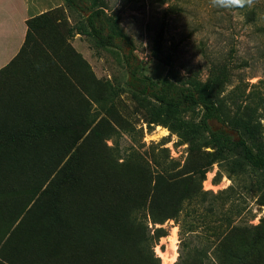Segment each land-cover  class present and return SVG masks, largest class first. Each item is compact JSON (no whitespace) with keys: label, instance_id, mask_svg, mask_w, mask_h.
I'll list each match as a JSON object with an SVG mask.
<instances>
[{"label":"rangeland","instance_id":"rangeland-1","mask_svg":"<svg viewBox=\"0 0 264 264\" xmlns=\"http://www.w3.org/2000/svg\"><path fill=\"white\" fill-rule=\"evenodd\" d=\"M106 7L153 80L169 67L205 80L212 63L228 61L221 103L264 133V0L242 8L211 0H106ZM78 18L65 5L53 9L0 72V264H264V172L210 162L211 147L148 123L151 100L123 88L116 50L71 31ZM31 91L41 96L36 107ZM32 118L53 129L28 142ZM150 203L167 217L158 239Z\"/></svg>","mask_w":264,"mask_h":264},{"label":"trees","instance_id":"trees-1","mask_svg":"<svg viewBox=\"0 0 264 264\" xmlns=\"http://www.w3.org/2000/svg\"><path fill=\"white\" fill-rule=\"evenodd\" d=\"M64 5L79 16L76 24L71 27L73 33L90 37L97 47L117 51L126 73L123 88L134 96L151 100L148 123L166 127L195 148L211 147L213 150L210 162L226 160L235 169L248 166L264 172L263 126L250 118H244L238 111L230 115L221 103L220 92L230 75L228 61L212 63L205 80L183 77L171 67L158 81L153 80L140 71L132 41L121 30L118 16L107 12L106 0H64ZM52 10L26 19L24 42L17 55L1 67L0 72L6 71L15 63L24 52L32 27L39 20L50 21ZM161 35L162 27L157 31L152 46V56L156 59L160 58ZM47 51L51 54L50 49ZM52 51L55 53L56 49ZM53 65L48 61L47 68L52 69ZM86 66L88 67L87 64ZM40 97L32 92L33 107H36V100ZM187 112L194 116L186 119L183 114ZM211 121L218 122L220 126L212 127ZM26 129L34 132L33 136H28L29 142V139H36L52 130L53 125L32 118ZM206 170H202V178ZM149 211L151 221L160 225L153 230V238L158 239L167 234L165 227L161 226L167 217L156 216L151 203Z\"/></svg>","mask_w":264,"mask_h":264},{"label":"crops","instance_id":"crops-1","mask_svg":"<svg viewBox=\"0 0 264 264\" xmlns=\"http://www.w3.org/2000/svg\"><path fill=\"white\" fill-rule=\"evenodd\" d=\"M60 6H64V0H0V68L23 44L26 19Z\"/></svg>","mask_w":264,"mask_h":264},{"label":"clouds","instance_id":"clouds-1","mask_svg":"<svg viewBox=\"0 0 264 264\" xmlns=\"http://www.w3.org/2000/svg\"><path fill=\"white\" fill-rule=\"evenodd\" d=\"M253 0H211V4L214 7H233V8H242L245 6H251Z\"/></svg>","mask_w":264,"mask_h":264}]
</instances>
